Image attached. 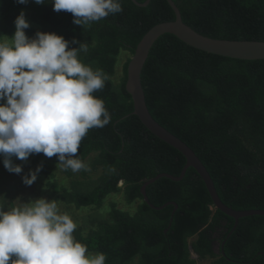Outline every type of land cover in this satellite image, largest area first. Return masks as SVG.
Listing matches in <instances>:
<instances>
[{
	"label": "trees",
	"instance_id": "1",
	"mask_svg": "<svg viewBox=\"0 0 264 264\" xmlns=\"http://www.w3.org/2000/svg\"><path fill=\"white\" fill-rule=\"evenodd\" d=\"M121 2L122 12L81 27L73 24L71 13L53 11L51 0L41 5L32 0L27 5L0 0V42L11 44L14 20L23 11L30 24L25 30L29 38L39 31L77 40L70 49L88 44V51H81L78 58L108 76L104 88L93 95L103 100L111 115L108 125L90 129L81 141L77 156L89 170L63 171L69 182L61 185L50 170L52 163H59L57 157L32 154L29 171L8 173L0 193L9 195V207L14 206L19 190L28 188L22 178L42 165L31 185L36 189L31 200L43 198L46 192L71 217L79 210H94L76 223L73 236L87 246L88 253H104L105 264H197L213 258L215 264H264V216L241 218L229 236L235 220L214 207L195 169L189 168L179 182L161 178L147 187L155 206L178 204L174 215L173 206L154 210L144 202L145 181L160 173L179 176L186 158L133 114V100L126 90L131 57L120 74L118 64L123 53L134 54L153 26L174 20L175 13L167 0H151L147 7ZM174 2L184 22L202 35L264 41V0ZM142 81L151 114L195 151L221 200L235 210H264V60L206 53L165 34L150 51ZM2 161L0 157V167ZM119 194L128 205H136L134 212L115 201L105 205L110 195ZM190 238L195 239L190 242ZM216 240L225 255L216 253Z\"/></svg>",
	"mask_w": 264,
	"mask_h": 264
},
{
	"label": "clouds",
	"instance_id": "2",
	"mask_svg": "<svg viewBox=\"0 0 264 264\" xmlns=\"http://www.w3.org/2000/svg\"><path fill=\"white\" fill-rule=\"evenodd\" d=\"M30 0H15L27 5ZM37 5L45 0H32ZM53 11H65L73 24L83 26L123 11L121 0H51ZM11 44L0 42V157L9 173L22 167L32 154L56 156L61 171L89 170L78 156L81 141L93 128L111 121L104 102L93 93L104 88L108 76L83 64L78 55L88 44L71 42L55 33L36 32L23 11L14 20ZM42 165L22 182L31 186ZM0 202V264H105L104 253H88L73 236L77 224L56 200L45 198L14 206ZM12 205V203L8 204Z\"/></svg>",
	"mask_w": 264,
	"mask_h": 264
},
{
	"label": "water",
	"instance_id": "3",
	"mask_svg": "<svg viewBox=\"0 0 264 264\" xmlns=\"http://www.w3.org/2000/svg\"><path fill=\"white\" fill-rule=\"evenodd\" d=\"M131 1L138 7H147L151 2V0H145L143 3L139 2L138 0ZM167 2L175 13V19L153 26L138 43L128 64L126 90L133 100V114L139 118L141 123L150 133L183 154V156L186 158V164L184 165L179 176L169 173H160L157 176L145 181L141 187V194L144 202L154 210H162L167 206H173L174 215L178 209V204L176 202L170 201L162 206H155L150 202L147 196V187L161 178H167L174 182H179L183 180L187 170L189 168H193L205 183L213 201L214 207L235 220V225L232 231L229 233L230 236L237 228L241 218H246L249 216H264V210H235L232 207L227 206L221 200L208 169L199 156L195 153V151L181 138L162 126L151 114L142 81V72L152 47L157 42V40L165 34L173 35L185 44L206 53L231 59L249 61L264 60V41L226 40L202 35L184 22L180 8L177 6L174 0H167ZM167 231L168 229L165 230V232ZM224 244L225 242L223 245Z\"/></svg>",
	"mask_w": 264,
	"mask_h": 264
},
{
	"label": "rangeland",
	"instance_id": "4",
	"mask_svg": "<svg viewBox=\"0 0 264 264\" xmlns=\"http://www.w3.org/2000/svg\"><path fill=\"white\" fill-rule=\"evenodd\" d=\"M128 57H132L130 56L128 53H123L121 56H120V60H119V64H118V73L120 74V72L122 71V67L124 65V63L126 62L127 58ZM34 155H30L29 158L26 160V161H21V160H18L17 158H13V163L14 165H20L22 167V170H26V171H29V160H31L33 158ZM58 163H52L51 164V172L55 174L56 176V180L59 182V184L61 185H67L68 182H69V179H67L66 175L64 174L63 171L60 170L59 166H57ZM1 170H0V184L1 183H6L5 182V178L6 177H9V172L4 168L3 164H2V167H0ZM33 170H36L35 167L33 168ZM119 187L120 188H123L124 187V183L123 182H120L119 183ZM0 189H2V187H0ZM35 187H32L29 188H26V189H20L19 190V193L16 194L17 195V199H15V201H17L18 199L22 202L23 199H24V203L25 202H28L31 200V193H33L35 191ZM15 193V190L12 191V193L10 195H13ZM5 195V196H4ZM43 198L47 199L48 201H52V198L48 196V194L43 193ZM3 199L5 200L6 202V206H5V211L7 210V207H9V200H10V197L9 195H7L6 193H3L1 192L0 193V202H4ZM111 201H115L118 203V206L121 207V208H124L126 210H129L130 212H134L135 211V207L136 205H128L126 200H124L123 196L121 194L119 195H110L106 201H105V205L106 206H109L110 202ZM59 206V205H58ZM61 206V205H60ZM59 206L60 208V211L62 213V209L61 207ZM103 210L106 212L105 216L108 217L107 215V210L105 208H103ZM91 212H94V210H87V208L85 210H79V211H76L74 213V216L71 217V214H70V217L73 219V221L75 223L79 222L81 219H84L87 215L89 214H92ZM195 238H190V242H192ZM91 254H96V253H91ZM197 255L195 253L192 254V257L194 259H198L196 257ZM215 260L216 258H213V259H205L203 261H198L197 264H215ZM133 264H136V262H134Z\"/></svg>",
	"mask_w": 264,
	"mask_h": 264
},
{
	"label": "flooded vegetation",
	"instance_id": "5",
	"mask_svg": "<svg viewBox=\"0 0 264 264\" xmlns=\"http://www.w3.org/2000/svg\"><path fill=\"white\" fill-rule=\"evenodd\" d=\"M223 243H224V242H223ZM223 243H222V245H221L222 248H223V246H224ZM213 246H214V249H215V251H216V253H217L218 255H220V254H223V255H224V251L221 250V248H220L219 240L214 241V242H213Z\"/></svg>",
	"mask_w": 264,
	"mask_h": 264
}]
</instances>
